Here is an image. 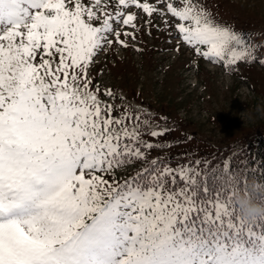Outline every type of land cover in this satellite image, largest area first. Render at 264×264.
Here are the masks:
<instances>
[{
	"label": "snow or ice",
	"instance_id": "1",
	"mask_svg": "<svg viewBox=\"0 0 264 264\" xmlns=\"http://www.w3.org/2000/svg\"><path fill=\"white\" fill-rule=\"evenodd\" d=\"M130 8L170 15L185 46L225 68L254 58L197 0H0V264H264V217L236 202L254 200L247 176L147 160L160 145L143 137L167 129L93 87L97 54L136 39L121 31L137 29Z\"/></svg>",
	"mask_w": 264,
	"mask_h": 264
},
{
	"label": "rangeland",
	"instance_id": "2",
	"mask_svg": "<svg viewBox=\"0 0 264 264\" xmlns=\"http://www.w3.org/2000/svg\"><path fill=\"white\" fill-rule=\"evenodd\" d=\"M197 3L218 23L250 39L254 58L239 62L235 69L225 68L185 46L170 15L149 18L142 10L130 8L137 14V29L121 31L134 32L136 39L121 35L127 47L106 45L94 58L89 74L93 87L98 84L101 93L111 89L114 94L115 99L101 95V100L121 112L128 108L146 114L152 129H167L161 137H143L160 145L147 160L160 157L172 166L200 160L218 170L235 149L264 129V0ZM146 163L138 161L120 169L117 177L126 178Z\"/></svg>",
	"mask_w": 264,
	"mask_h": 264
},
{
	"label": "trees",
	"instance_id": "3",
	"mask_svg": "<svg viewBox=\"0 0 264 264\" xmlns=\"http://www.w3.org/2000/svg\"><path fill=\"white\" fill-rule=\"evenodd\" d=\"M228 162L231 169L239 170L247 176L250 187L254 183L264 186V129L244 143L242 148L235 149ZM262 199L264 187L254 191L253 201L262 204Z\"/></svg>",
	"mask_w": 264,
	"mask_h": 264
},
{
	"label": "clouds",
	"instance_id": "4",
	"mask_svg": "<svg viewBox=\"0 0 264 264\" xmlns=\"http://www.w3.org/2000/svg\"><path fill=\"white\" fill-rule=\"evenodd\" d=\"M251 187L253 190H257L264 186L254 183ZM236 202L239 206L241 215L245 219L252 220L256 217H264V205L251 200L248 194L238 193L236 195Z\"/></svg>",
	"mask_w": 264,
	"mask_h": 264
}]
</instances>
